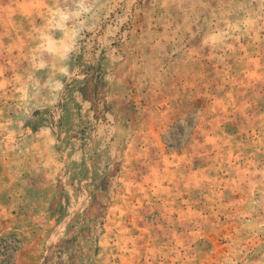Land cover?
I'll return each mask as SVG.
<instances>
[{
	"label": "rangeland",
	"instance_id": "rangeland-1",
	"mask_svg": "<svg viewBox=\"0 0 264 264\" xmlns=\"http://www.w3.org/2000/svg\"><path fill=\"white\" fill-rule=\"evenodd\" d=\"M0 264H264V0H0Z\"/></svg>",
	"mask_w": 264,
	"mask_h": 264
}]
</instances>
